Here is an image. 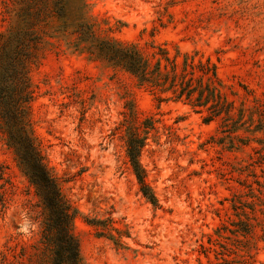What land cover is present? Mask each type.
I'll return each instance as SVG.
<instances>
[{
    "label": "rangeland",
    "instance_id": "1",
    "mask_svg": "<svg viewBox=\"0 0 264 264\" xmlns=\"http://www.w3.org/2000/svg\"><path fill=\"white\" fill-rule=\"evenodd\" d=\"M83 1L99 37L166 44L171 55L198 52L214 63L220 56L221 78L264 103V0ZM2 12L0 0V32L7 27ZM44 40L30 73L31 125L76 212L73 233L84 264H264V217L258 213L252 258L236 249L243 238L234 233L259 196L256 182H264L253 150L259 145H232L219 123L205 124L189 105L158 102L125 71L74 52L66 40ZM130 108L139 125L154 119L140 162L157 206L141 193L127 156ZM0 166L14 185L0 205V264H33L38 199L1 135Z\"/></svg>",
    "mask_w": 264,
    "mask_h": 264
},
{
    "label": "trees",
    "instance_id": "2",
    "mask_svg": "<svg viewBox=\"0 0 264 264\" xmlns=\"http://www.w3.org/2000/svg\"><path fill=\"white\" fill-rule=\"evenodd\" d=\"M1 4L2 21L7 23V27L0 32V135L14 153L19 170L33 187L40 208L32 217V221L40 226V240L33 246L34 253L29 257V263L84 264L79 242L73 233L76 212L48 169L31 125L35 94L30 73L40 61L44 39L48 35L66 40L74 52L87 54L92 60L125 71L139 87L156 95L158 102L172 100L189 105L202 116L205 124L219 123L232 145H237L235 139L242 146L256 143L259 148L253 150L260 155L256 163L264 164V103L256 97L250 99L252 92L245 86H241L245 91L241 94L234 85L221 78L220 56L214 63L211 57H199L198 52L181 53L176 50L171 55L166 44L152 42L141 47L135 43L101 38L85 16L83 0H1ZM220 53L222 51L217 55ZM153 123V118H147L139 125L134 108H130L125 119L130 166L143 196L157 206L140 162ZM141 127L144 137L139 132ZM240 131L246 136L235 135ZM5 170L0 166L2 208L6 207L9 191L12 195L14 187ZM256 183L259 196H254L256 200L251 204L250 213L243 209L241 215L245 219L234 231L243 238L238 241L236 249H244L248 258L258 250L255 229L262 225L258 213L264 217V182ZM253 221L257 223L253 224ZM262 228L264 233V226ZM240 264H245V261Z\"/></svg>",
    "mask_w": 264,
    "mask_h": 264
}]
</instances>
